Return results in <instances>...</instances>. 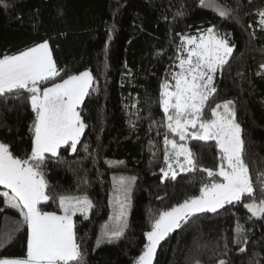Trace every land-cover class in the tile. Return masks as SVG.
Here are the masks:
<instances>
[{"label": "trees", "instance_id": "trees-1", "mask_svg": "<svg viewBox=\"0 0 264 264\" xmlns=\"http://www.w3.org/2000/svg\"><path fill=\"white\" fill-rule=\"evenodd\" d=\"M236 9L235 19H222L211 8L201 7L199 0H3L0 3V57L13 55L38 43L48 41L61 76L89 70L96 89L80 106L87 125L77 152L60 149L57 159H49L45 178L49 191L77 193L84 190L80 181L87 178V193L96 208L89 220L74 217L85 264H135L147 242L159 211L199 195L202 184L209 182L200 167L217 170L219 160L215 141L189 140L197 154L194 172H178L175 180L161 182L164 164L162 126L159 106L160 83L178 71L176 61L180 36H197L215 26L221 33H231L235 45L229 63L215 77L217 94L210 107L226 99L235 101L237 120L243 129L244 159L253 183L264 172V30L257 24L256 10L264 0H206ZM182 11V16L176 15ZM249 25H252L250 28ZM255 33L254 37L250 33ZM110 37V38H109ZM258 73H260L258 75ZM54 82H60L57 78ZM50 86V83L49 85ZM135 105V107H133ZM34 113L23 98H0V142L10 146L17 157L31 151L29 131ZM210 118V111H206ZM153 121L156 123L154 124ZM170 138L171 134H169ZM175 139H179L175 137ZM89 145V152L83 150ZM89 153H93L90 156ZM106 161H123L109 168ZM136 176L128 228L119 240L96 247L103 225L111 223L108 194L114 175ZM219 180V177H216ZM0 191H3L0 186ZM160 197V199H157ZM261 192L256 190L259 201ZM244 202H250L245 200ZM57 211L49 201L40 206ZM0 208H5L0 197ZM219 214L201 213L174 230L158 246L153 264H264V219L249 220L243 204L226 206ZM19 214L5 208L0 212V233L13 238L0 247V258L25 257L26 227L17 224ZM244 225L249 242L245 253L232 243L235 224ZM19 227V231H15ZM230 249L224 255L225 244ZM254 253L258 254L254 256Z\"/></svg>", "mask_w": 264, "mask_h": 264}, {"label": "snow or ice", "instance_id": "snow-or-ice-1", "mask_svg": "<svg viewBox=\"0 0 264 264\" xmlns=\"http://www.w3.org/2000/svg\"><path fill=\"white\" fill-rule=\"evenodd\" d=\"M199 4L211 8L222 19H235L239 23L234 8L206 0H199ZM183 14L182 11L176 13L178 16ZM256 15L257 24L264 30V8L257 9ZM177 35L181 42L177 45L175 59L178 63L174 66L179 70L171 72L174 83L165 78L159 85V106L164 114L162 126L166 129L163 138L166 167L160 168L161 182L169 178L175 180L177 169L179 172L197 169V154L189 147V140L215 141L219 165L215 171L200 167L210 180L202 184L199 195L159 211L150 230L144 232L147 242L135 264H153L161 242L197 214H219L220 210H227L226 206L242 203L250 213L249 220L264 219V172L257 175V186L244 159L245 141L237 120L235 101L226 99L210 107L218 91L216 74L229 63L234 52L235 45L229 40L231 33H221L215 26H210L198 36ZM254 35V32L250 33V36ZM261 68L264 69V64ZM57 78L60 82H54ZM93 85L94 77L89 70L68 74L66 78L61 76L48 41L18 54L0 57V98L21 99L27 93L35 114L29 128L32 133L30 153L23 158L17 157L8 144L0 142V186L3 188L0 197L5 208L18 212L17 224L25 226L27 231L25 257L0 258V264H85L74 217L79 215L87 221L96 208L87 193L89 181L81 179L82 192L79 188L77 193L52 192L44 170L49 159L59 158L62 147L77 152L87 127L80 106L96 90ZM206 111H210V118L205 117ZM83 150L88 153L89 145L84 144ZM89 155L93 156V153ZM106 163L113 168L123 161ZM111 180L112 188L108 194L111 223L103 225L96 238V247L119 240L128 228L137 177L114 174ZM257 187L261 192L259 201L256 199ZM49 201L58 204L59 212L42 210L40 206ZM5 208H0V212ZM15 231H19V227ZM233 231L232 243L239 246V253H245L246 247L240 246L249 242L244 225L237 222ZM12 238L11 233H0V247L6 246ZM229 251L226 243L224 255L227 256ZM218 264H231V261L221 259ZM249 264L256 262L250 259Z\"/></svg>", "mask_w": 264, "mask_h": 264}, {"label": "rangeland", "instance_id": "rangeland-1", "mask_svg": "<svg viewBox=\"0 0 264 264\" xmlns=\"http://www.w3.org/2000/svg\"><path fill=\"white\" fill-rule=\"evenodd\" d=\"M213 3V2H212ZM198 36V35H197ZM177 172H179V170L177 169ZM4 258H20V257H4ZM23 258V257H21Z\"/></svg>", "mask_w": 264, "mask_h": 264}, {"label": "crops", "instance_id": "crops-1", "mask_svg": "<svg viewBox=\"0 0 264 264\" xmlns=\"http://www.w3.org/2000/svg\"><path fill=\"white\" fill-rule=\"evenodd\" d=\"M33 47V46H32Z\"/></svg>", "mask_w": 264, "mask_h": 264}]
</instances>
